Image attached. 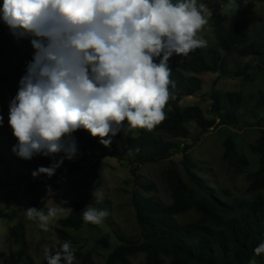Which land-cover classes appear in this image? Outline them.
I'll use <instances>...</instances> for the list:
<instances>
[{
  "label": "trees",
  "instance_id": "16d2710c",
  "mask_svg": "<svg viewBox=\"0 0 264 264\" xmlns=\"http://www.w3.org/2000/svg\"><path fill=\"white\" fill-rule=\"evenodd\" d=\"M264 3V0H257ZM208 6L227 4L228 0H199ZM224 14L212 20V35L217 43L205 52L196 49L178 62L171 64V79L175 81L176 99L166 105V119L154 130H135L121 138H112L109 146L112 151L105 156L116 157L130 168L134 184L147 195L135 194L133 207L136 222L140 229V238L135 240L124 235H117L119 244L112 247L109 234L95 240L91 251L83 252L75 236L86 223L82 219V209L88 205L86 193L73 203L67 216L60 218L53 228L58 243L50 247L55 251L62 242L71 241L75 248L76 261L80 264H95L94 256L98 251L109 250L106 264H133L132 259L144 255L139 264H264V257L255 255L254 249L264 242V130L250 146L257 166L250 171L254 163L243 155L232 136L223 141V161L229 171L237 175H246L248 186L246 198L224 188L211 187L202 174L204 171L190 156L191 146L179 147L177 139H187L190 135L188 124L195 123L202 133L217 125L236 127L248 115L255 116L264 108V94L259 92L255 98H249L238 92L219 93L215 89L210 94L212 99L211 114L207 118L199 106H181L186 97L195 96L203 86L201 76L207 73L240 78L244 85H251L255 76L252 73L253 59H264V32L258 37L251 35L252 20L248 16L226 23ZM19 35H17L18 37ZM21 44L28 49L29 40L22 39ZM22 48L12 49L16 64L11 62L0 43V97L2 86L9 80L21 79L25 74L33 52L19 57ZM264 71V67L259 68ZM219 76V77H220ZM18 89L12 87L14 95ZM219 121V122H217ZM84 138L90 149L103 151L106 148L99 142V137H92L84 129L75 132ZM17 144L12 132L0 128V164L7 174L12 166L17 165L28 172L18 185L25 195L32 196L31 207H38L48 196L45 192L36 197L39 187L46 183H58L72 178L82 171L79 165H69L56 170L51 177L40 175L33 178L32 172L40 166L51 164L55 157L34 156L24 160L12 151ZM182 154L180 165L173 160ZM63 152L57 156H63ZM167 162L161 180L169 194L171 202L164 204L148 193L151 185L140 179L143 166ZM94 169L101 168V162H94ZM19 201V192L10 190L6 194L5 208L9 209ZM17 244L21 245L26 264H36L28 255L27 242L21 228H13ZM3 253L0 252V259ZM41 264H47L46 260Z\"/></svg>",
  "mask_w": 264,
  "mask_h": 264
},
{
  "label": "clouds",
  "instance_id": "9594fccd",
  "mask_svg": "<svg viewBox=\"0 0 264 264\" xmlns=\"http://www.w3.org/2000/svg\"><path fill=\"white\" fill-rule=\"evenodd\" d=\"M248 2L228 0V6L237 10ZM0 13L14 35L31 37L34 49L9 104L8 123L17 140L12 151L24 160L64 154L34 170L33 178L51 177L65 159L76 157L79 129L109 147L118 134L152 131L164 121L166 105L177 98L171 60L207 47L202 29L212 16L199 0H3ZM46 187V204L51 200L54 206L25 209L26 218L44 231L73 211ZM81 211L93 225L110 215L92 204ZM254 253L264 257V242ZM44 259L75 264V248L64 241L55 251L45 248Z\"/></svg>",
  "mask_w": 264,
  "mask_h": 264
},
{
  "label": "rangeland",
  "instance_id": "374dc122",
  "mask_svg": "<svg viewBox=\"0 0 264 264\" xmlns=\"http://www.w3.org/2000/svg\"><path fill=\"white\" fill-rule=\"evenodd\" d=\"M2 5L3 0H0V8H2ZM208 7L212 12V16L202 29V34L207 40V47L200 48V51L205 52L209 47L217 45L212 35V20L220 14H224L227 17V24L235 19L248 16L252 20L251 35L253 38L264 32V3H260L257 0H249L246 6L240 3L237 10L229 7L228 3L224 5L214 4ZM22 39L31 41V37H17V35H14L7 24L0 19V43L13 64H16V57L12 55L13 47L23 49L19 57L34 51L31 42L30 47L26 49L21 44ZM183 58L184 56H175L172 58L171 64ZM251 63L252 73L259 72L251 85H244L240 78L231 75L223 77L219 74L207 73L201 76L203 80L202 90L195 96L184 98L180 103L181 106H199L207 118H213L210 112L212 105L210 94L214 82H216L215 89L222 94L238 92L252 99L259 92L264 94V71L259 70L260 67H264V59H253ZM19 81L20 79H14L4 84L2 86V97H0V115L3 116V126L0 128L10 133L12 129L8 123L9 104L15 97L12 87L18 89ZM254 115L246 116L236 127L217 125L206 133H202L195 123H190L188 124L189 137L176 140L180 148L191 146L190 156L203 169L204 172L202 174L211 187L226 188L231 190L235 196L247 197L248 178L246 175H237L228 170L227 164L222 157L224 152L223 141L227 137L232 136L238 144L241 153L254 163V156L250 152V146L259 138L260 130H264V108ZM74 136L78 146L77 155L73 160L65 159L57 170L69 165H79L82 167V171L62 182L41 185L36 197H41L47 192L46 186H50L54 194L53 198L57 203L60 200L69 202L65 205L66 207L72 208L73 203L80 200L83 194L86 193L88 204H92L96 208L109 210L110 215L102 224H86L81 231L75 234L79 240V245L83 248V252L91 251L95 246V240L106 234L111 237L112 247L119 244L117 235H124L135 240L139 239L140 229L136 222L133 197L135 194L145 196L147 193L134 184V179L127 164L121 163L116 157L103 155L105 152L110 153L112 151L110 147L104 148L103 151H94L88 147L84 138L76 133H74ZM121 137L122 135L118 134L114 138L119 139ZM60 157L62 156H56L55 159L58 160ZM98 160L101 162V168L97 170L94 169L93 164ZM173 160L178 164L183 174L180 165L182 154L177 153ZM166 163L161 162L143 166L139 173L141 181L144 184L151 185L152 190L148 194L164 204H169L171 199L165 184L161 180V173ZM256 169L257 166L254 163L250 171H255ZM27 177L28 172L17 165L12 166L7 174L5 167L0 164V252L3 253L0 264H26L21 245L16 243L13 234V228L16 226L20 227L25 235L28 255L36 264H41L44 261L45 248H50L58 243L53 228L57 221L65 216L50 221L47 231L42 230L36 222L29 221L25 216V209L31 207L32 196L25 195L18 184ZM10 190L19 192V201L9 209H6V194ZM47 198L48 196L40 203L37 207L38 209L44 208L47 211L48 207L54 206V201L51 200L46 204ZM108 252L109 250L98 251V254L94 256L95 264H106ZM143 261L144 255H139L132 259L133 264H139ZM75 264H80V261L77 260Z\"/></svg>",
  "mask_w": 264,
  "mask_h": 264
}]
</instances>
